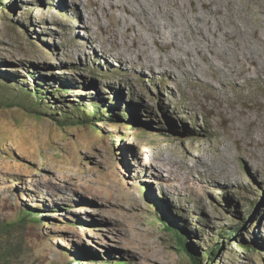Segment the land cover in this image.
<instances>
[{"label": "rangeland", "instance_id": "rangeland-1", "mask_svg": "<svg viewBox=\"0 0 264 264\" xmlns=\"http://www.w3.org/2000/svg\"><path fill=\"white\" fill-rule=\"evenodd\" d=\"M119 1L131 5L129 0ZM249 2L262 9L259 15L264 18V0H236V7L252 18L245 8ZM67 3L73 5V0ZM89 10L85 5L75 20L56 0H0V254H9V264H194L166 229L171 227L185 236L191 252L202 256V264H264V245L257 240L264 239V174L223 135L221 117L202 106L212 102L208 88L185 77L179 82L163 73L154 77L150 71L138 78L137 68L129 67L120 83L136 93L144 112L137 109L128 115L115 110L116 104L103 102L94 107L99 106L92 99L97 82L105 76L116 81L117 73L99 75L77 63L81 55L69 44L75 35L90 39L96 52L103 51L99 24L85 25ZM194 14L186 0L175 11L174 22L162 29L197 58L187 20L211 33L205 18ZM245 23L255 25L252 20ZM222 26L231 29L233 24L226 20ZM259 26L264 33V25ZM143 34L150 40L147 31ZM218 39L220 48L231 52V45L222 36ZM149 51L157 54L153 43ZM112 61L114 66L119 63L114 56ZM245 85L240 91L229 87L220 95L234 99L237 106L243 100L254 102L251 93L264 101V81ZM103 109L107 112L102 116ZM204 149L242 178L218 180L194 169L192 180L186 182L171 163L153 162L155 155L161 160L168 155L182 165ZM258 149L264 158V148ZM124 153L136 154L130 170ZM78 166L93 168V176L114 177L126 189L106 198L99 179L86 180L88 173H79ZM142 168L156 169L162 176L150 180L140 172L138 177ZM150 188L159 199L166 193L175 214L186 217L189 226L170 217L166 206L162 211L159 201L150 197ZM232 228L238 232L222 239L221 234ZM217 242L222 246L210 259L205 252ZM77 246L86 253L69 258Z\"/></svg>", "mask_w": 264, "mask_h": 264}, {"label": "bare ground", "instance_id": "bare-ground-1", "mask_svg": "<svg viewBox=\"0 0 264 264\" xmlns=\"http://www.w3.org/2000/svg\"><path fill=\"white\" fill-rule=\"evenodd\" d=\"M185 1L129 0L131 3L129 5L119 0H85L86 7L90 9L88 12L89 22L85 25L91 27L92 23L97 22L103 33L108 34V37L104 34L98 35L97 38H99L103 47V51L98 53L94 50V46L92 47V44H90V39L86 40L75 35L73 42H69V44H73L74 51L81 55L78 57L77 63L88 69L91 68L95 74L117 73L116 81H109L105 76L104 79L97 82L98 91L94 92L96 95L92 99L99 106L94 107L100 108L101 102H103L110 105L116 104L115 110L128 115L137 109L144 112L140 108L141 104L136 93L131 88L128 91L125 90V87L120 83L129 72V67H136L139 70L133 69L135 76H138V78L142 77L141 73L150 71L153 72L154 77L162 73L167 74L175 82H179L181 77L201 82L208 88L207 94L212 98V102H202V106L207 111L221 117V122L225 126L224 131H222L223 135L227 140L235 143L238 149V152H236L241 157L251 159V162L264 174V161L260 163L264 158L258 153V148H264V128L254 127L258 123L264 125V101L251 93L254 102L243 100L242 105H239V107L234 99L228 100L220 95L228 92L229 87L240 91L245 88V82L251 84L256 79L264 81V33L260 29L261 26H259L260 24L264 25V18L259 15L262 9H256L250 2L246 3L245 8L252 14V19L250 16L242 14L245 11L241 13V9L236 7V0H227L225 4H223L225 0H188L191 11H195L194 16L205 18L209 24L207 30L211 33L209 35L203 25L195 20L192 22L187 20V29L192 33L194 44L197 45L195 48L197 58H192L190 52L181 47L175 40V36H168L162 29V27H167L174 22L175 11L181 9L185 5ZM56 2L66 14L70 15V18L75 20L80 17V11L82 12V8L85 6L81 0H73V5H69L68 0L67 2L56 0ZM75 6L81 8L80 11L74 9ZM261 7L263 8V6ZM98 9H101V14L98 13ZM250 13L248 15H251ZM165 20H168V22ZM226 20L233 24L231 29L222 26V23ZM248 20L254 21L255 25L253 27L247 26L245 22ZM143 31L149 33L150 40L144 36ZM221 36L228 46L231 45V52L220 48L218 38ZM151 43L155 45L156 55H154V52L149 51ZM120 45L124 47L121 50L119 49ZM210 53H213L219 59V62H215ZM113 56L119 60L117 66H114L116 63L112 61ZM35 66H31V68ZM36 73L40 75L38 71ZM91 80L95 82L93 77H91ZM83 81H85L84 78ZM151 82H154V79ZM214 82H218L219 85ZM156 86L157 88L160 87V85ZM160 91L169 95L166 88L160 87ZM169 96H167L168 100ZM195 96L196 94H194ZM167 99H164L165 102ZM226 102H228V106L225 105ZM106 112L103 109L101 115L103 116ZM211 132L214 131L211 130ZM216 132L218 131L216 130ZM218 141L221 142L222 140L218 139ZM221 152L222 150L219 149L218 154H221ZM134 155L136 157V154L133 153L122 154L129 170ZM153 159L156 165L167 161L171 163L172 167H177L181 179L186 182L192 180L189 177L194 169L199 170L201 175L203 172H209L211 176L218 178V180L233 181L231 179H234L238 182L242 178L224 165L217 164L214 157L208 154L207 149L202 150L198 156L191 154L190 162H185L182 165H179L177 161L173 162L177 159H171L168 155L163 160L159 155H155ZM184 167L189 168V173L184 174L181 172ZM75 168L79 173H88L86 180L97 181L99 179L101 186L105 189L103 193L106 198L116 197L119 195L118 190L126 189L120 181L114 177L106 176L104 173L93 176L94 170L91 167L78 166ZM142 170L138 171V177L141 176L140 172H146L144 178L147 177L150 180L162 176V173L156 169L151 171L142 168ZM169 175L171 176V174ZM163 194L162 198L159 199L150 188V197L159 201L158 207L164 212H166L165 208L167 207L170 217L188 227L189 222L185 220L186 217L181 218L175 214L172 208L173 200L169 199L165 195L166 193ZM71 195L74 199H77L76 195ZM34 208L35 206L31 210ZM257 240L264 245V239L258 238ZM84 253H86V250L81 246H77L69 252V258L73 256L71 259H78Z\"/></svg>", "mask_w": 264, "mask_h": 264}, {"label": "trees", "instance_id": "trees-1", "mask_svg": "<svg viewBox=\"0 0 264 264\" xmlns=\"http://www.w3.org/2000/svg\"><path fill=\"white\" fill-rule=\"evenodd\" d=\"M39 98H41V96H38V99L36 100L37 103L39 101ZM58 121L61 122L60 119ZM166 229L169 230L175 236L176 244H177L178 248L185 250V252H187L191 256L194 264H202V259H203L202 256L199 253L195 254V253L191 252V250L189 249V247L185 241V236L179 230H174L171 227H168ZM233 232H235V233L238 232V229L232 228L227 233H222L221 238L223 239L226 237V235L229 236ZM2 233H3V231L0 230V238L2 236ZM221 246H222V243L217 242L212 248L208 249L205 252V254L208 257H211L210 259H213V257L220 250ZM8 256H9V254H3V255L0 254V264H9Z\"/></svg>", "mask_w": 264, "mask_h": 264}]
</instances>
